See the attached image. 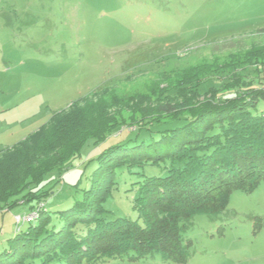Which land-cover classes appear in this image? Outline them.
<instances>
[{
    "label": "rangeland",
    "instance_id": "1",
    "mask_svg": "<svg viewBox=\"0 0 264 264\" xmlns=\"http://www.w3.org/2000/svg\"><path fill=\"white\" fill-rule=\"evenodd\" d=\"M256 51L264 53V0H0V148L13 147L85 97L148 94L150 87H170L200 71L207 80L199 100L212 88L221 101L239 88H264L262 64L246 63ZM238 61L246 63L241 83L232 67ZM128 127L104 143L88 142L67 171L46 176L35 189L50 191L42 204L0 205V254L37 221L44 203L51 227L59 228L57 212L81 199L96 168L92 160L127 141L134 130ZM143 171L161 173L153 167L132 175L118 171L104 204L109 219L137 217L132 184ZM187 225V264H264V181L251 193L234 192L218 216L197 215ZM96 264L174 263L154 253L139 262Z\"/></svg>",
    "mask_w": 264,
    "mask_h": 264
},
{
    "label": "trees",
    "instance_id": "2",
    "mask_svg": "<svg viewBox=\"0 0 264 264\" xmlns=\"http://www.w3.org/2000/svg\"><path fill=\"white\" fill-rule=\"evenodd\" d=\"M249 55L247 64L264 67L258 62L264 53ZM246 63L232 66L239 83ZM213 70L206 69L209 77L215 76ZM201 76L200 71L170 87H150L148 94L81 98L1 151L0 205L12 209L23 200L36 207L50 191L35 189L49 174L67 171L88 142L104 143L118 129H134L127 141L92 160L96 168L89 186L80 189L78 183L81 199L57 212L61 226L51 227L53 217L44 203L37 221L10 240L0 264L139 262L154 253L165 262L187 264L188 221L218 216L234 192L251 193L264 181V88H239L222 101L212 88L199 100L207 80ZM146 167L161 173L143 171L132 184L137 217L109 219L104 204L118 185V171L132 175Z\"/></svg>",
    "mask_w": 264,
    "mask_h": 264
},
{
    "label": "crops",
    "instance_id": "3",
    "mask_svg": "<svg viewBox=\"0 0 264 264\" xmlns=\"http://www.w3.org/2000/svg\"><path fill=\"white\" fill-rule=\"evenodd\" d=\"M24 139H25V138H23L22 140H24ZM22 140H20V141H22ZM20 141H18L17 143H19ZM17 143H16V144H17ZM14 145H15V144H14ZM11 147H12V146H11ZM9 148H10V147H9ZM3 150H4V148H2V149L0 148V152L3 151Z\"/></svg>",
    "mask_w": 264,
    "mask_h": 264
},
{
    "label": "built area",
    "instance_id": "4",
    "mask_svg": "<svg viewBox=\"0 0 264 264\" xmlns=\"http://www.w3.org/2000/svg\"><path fill=\"white\" fill-rule=\"evenodd\" d=\"M17 219V218H16ZM21 220V218H18V221H20Z\"/></svg>",
    "mask_w": 264,
    "mask_h": 264
}]
</instances>
